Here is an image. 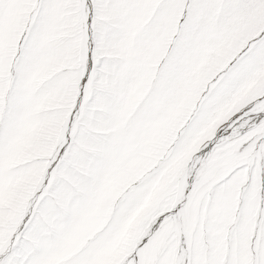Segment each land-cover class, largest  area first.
<instances>
[{
  "label": "snow or ice",
  "instance_id": "snow-or-ice-1",
  "mask_svg": "<svg viewBox=\"0 0 264 264\" xmlns=\"http://www.w3.org/2000/svg\"><path fill=\"white\" fill-rule=\"evenodd\" d=\"M0 264H264V0H0Z\"/></svg>",
  "mask_w": 264,
  "mask_h": 264
}]
</instances>
